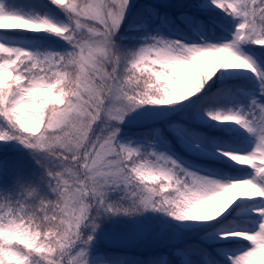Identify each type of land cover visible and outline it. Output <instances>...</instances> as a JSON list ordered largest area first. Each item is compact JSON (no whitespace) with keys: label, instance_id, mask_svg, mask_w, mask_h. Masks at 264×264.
Instances as JSON below:
<instances>
[{"label":"snow or ice","instance_id":"snow-or-ice-1","mask_svg":"<svg viewBox=\"0 0 264 264\" xmlns=\"http://www.w3.org/2000/svg\"><path fill=\"white\" fill-rule=\"evenodd\" d=\"M0 264H264V0H0Z\"/></svg>","mask_w":264,"mask_h":264}]
</instances>
